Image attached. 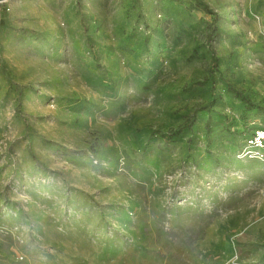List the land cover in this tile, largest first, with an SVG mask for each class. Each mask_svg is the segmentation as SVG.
I'll return each instance as SVG.
<instances>
[{"label": "rangeland", "instance_id": "rangeland-1", "mask_svg": "<svg viewBox=\"0 0 264 264\" xmlns=\"http://www.w3.org/2000/svg\"><path fill=\"white\" fill-rule=\"evenodd\" d=\"M262 130L264 0L0 2V264H264Z\"/></svg>", "mask_w": 264, "mask_h": 264}, {"label": "built area", "instance_id": "built-area-1", "mask_svg": "<svg viewBox=\"0 0 264 264\" xmlns=\"http://www.w3.org/2000/svg\"><path fill=\"white\" fill-rule=\"evenodd\" d=\"M256 144L260 146L261 148L264 146V130L262 131H257L255 135V140ZM253 141V142H254Z\"/></svg>", "mask_w": 264, "mask_h": 264}, {"label": "trees", "instance_id": "trees-1", "mask_svg": "<svg viewBox=\"0 0 264 264\" xmlns=\"http://www.w3.org/2000/svg\"><path fill=\"white\" fill-rule=\"evenodd\" d=\"M213 61H214V64H215V62H216V56L215 55L213 57Z\"/></svg>", "mask_w": 264, "mask_h": 264}, {"label": "water", "instance_id": "water-1", "mask_svg": "<svg viewBox=\"0 0 264 264\" xmlns=\"http://www.w3.org/2000/svg\"><path fill=\"white\" fill-rule=\"evenodd\" d=\"M2 1H4V0H0V2H2Z\"/></svg>", "mask_w": 264, "mask_h": 264}]
</instances>
